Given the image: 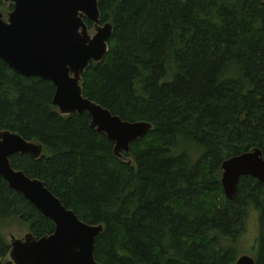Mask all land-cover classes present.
Returning a JSON list of instances; mask_svg holds the SVG:
<instances>
[{"label":"trees","instance_id":"16d2710c","mask_svg":"<svg viewBox=\"0 0 264 264\" xmlns=\"http://www.w3.org/2000/svg\"><path fill=\"white\" fill-rule=\"evenodd\" d=\"M97 5L113 31L103 61L81 74L83 94L152 129L117 158L86 112H58L50 81L0 61V130L43 146L37 159L11 156L13 168L42 180L83 222L104 226L94 243L101 264H234L251 208L260 214L254 260L264 264V183L242 176L228 200L220 182L226 159L254 148L264 156V0ZM7 220L36 238L54 230L0 176ZM9 252L0 233V261Z\"/></svg>","mask_w":264,"mask_h":264},{"label":"water","instance_id":"95a60500","mask_svg":"<svg viewBox=\"0 0 264 264\" xmlns=\"http://www.w3.org/2000/svg\"><path fill=\"white\" fill-rule=\"evenodd\" d=\"M13 7L4 19L0 11V61L25 77L50 81L55 90L53 105L61 115L86 112L90 127L114 143L113 153H130V146L151 129L148 121L129 122L85 97L81 74L89 63L101 62L108 53L113 27L100 22L97 0H4ZM86 21L92 22L94 34ZM40 142L0 130V176L8 187L24 197L54 225L49 235L36 238L27 233L11 237L9 258L13 264H101L94 256L96 237L102 224L91 225L67 209L38 178L13 168L10 157L42 155ZM224 196L233 198L239 178L250 176L264 183V156L259 148L243 152L221 164ZM234 264H255L242 255Z\"/></svg>","mask_w":264,"mask_h":264},{"label":"rangeland","instance_id":"374dc122","mask_svg":"<svg viewBox=\"0 0 264 264\" xmlns=\"http://www.w3.org/2000/svg\"><path fill=\"white\" fill-rule=\"evenodd\" d=\"M10 3L11 2H5L6 7H8V4ZM6 7L2 9V13L4 14V19L7 18V14L11 11V9L10 10L6 9ZM89 29H90L89 33L91 35L94 34V29L92 28V26L89 27ZM191 155L193 156V157L191 156L193 160H195L196 157H198L196 153L193 154V150H191ZM122 156L123 155L121 152L120 159H122ZM221 173H220V177H221ZM259 217H260V214L257 209L255 208L249 209L247 217H246L244 232L241 235L240 239L234 245L236 249V252H235L236 259L242 255H248L253 258L255 257L256 240L260 232ZM0 233L4 236L5 240L10 244L11 237H14L16 239H21L24 237V235H26L27 233H31V232L29 231V228L27 227V225L24 223L18 220H7V221H3L0 223ZM7 261H10L9 256L1 260L0 262L4 263Z\"/></svg>","mask_w":264,"mask_h":264}]
</instances>
